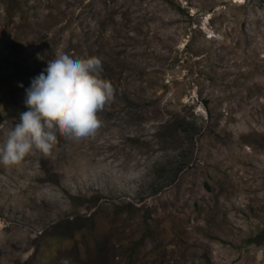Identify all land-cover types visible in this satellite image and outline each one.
<instances>
[{
	"label": "rangeland",
	"instance_id": "374dc122",
	"mask_svg": "<svg viewBox=\"0 0 264 264\" xmlns=\"http://www.w3.org/2000/svg\"><path fill=\"white\" fill-rule=\"evenodd\" d=\"M61 48L113 95L0 165V264H264V0H0V144Z\"/></svg>",
	"mask_w": 264,
	"mask_h": 264
},
{
	"label": "clouds",
	"instance_id": "9594fccd",
	"mask_svg": "<svg viewBox=\"0 0 264 264\" xmlns=\"http://www.w3.org/2000/svg\"><path fill=\"white\" fill-rule=\"evenodd\" d=\"M45 63L25 88L27 110L0 144V165L18 164L33 148L47 152L58 133L79 139L100 126L97 112L113 95L112 85L99 77L100 61L77 58L61 48Z\"/></svg>",
	"mask_w": 264,
	"mask_h": 264
},
{
	"label": "bare ground",
	"instance_id": "6f19581e",
	"mask_svg": "<svg viewBox=\"0 0 264 264\" xmlns=\"http://www.w3.org/2000/svg\"><path fill=\"white\" fill-rule=\"evenodd\" d=\"M1 224V223H0Z\"/></svg>",
	"mask_w": 264,
	"mask_h": 264
}]
</instances>
